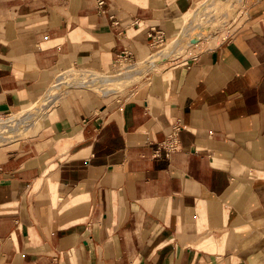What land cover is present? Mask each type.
<instances>
[{
	"label": "crops",
	"instance_id": "1",
	"mask_svg": "<svg viewBox=\"0 0 264 264\" xmlns=\"http://www.w3.org/2000/svg\"><path fill=\"white\" fill-rule=\"evenodd\" d=\"M199 1L0 0V114L145 60ZM177 120L181 150L156 155ZM0 167V264H264V0L125 94L70 88Z\"/></svg>",
	"mask_w": 264,
	"mask_h": 264
},
{
	"label": "bare ground",
	"instance_id": "2",
	"mask_svg": "<svg viewBox=\"0 0 264 264\" xmlns=\"http://www.w3.org/2000/svg\"><path fill=\"white\" fill-rule=\"evenodd\" d=\"M224 1L225 0H201L194 14H192L184 24L181 34L176 39L169 42L165 47L145 59L144 62L140 61V63L136 62L135 64L126 66L117 74H106L99 71H76L74 74L75 77H66L65 74L61 75L57 82L51 86L52 88L50 87V90L48 89L47 93L34 106H31L22 114L14 115L8 120L0 123V143L8 140L12 135L19 134L24 129L26 130L27 124L33 119L44 117L49 108L61 97V93L66 92L70 87L84 86L94 89L101 87L103 90L110 92L112 90H117V86L125 81L133 80L140 74L151 70L155 64L172 56L180 47H183L184 45H181L185 43L186 40L192 38V32L198 27V20L203 16L212 15L214 10L219 9V5Z\"/></svg>",
	"mask_w": 264,
	"mask_h": 264
},
{
	"label": "rangeland",
	"instance_id": "3",
	"mask_svg": "<svg viewBox=\"0 0 264 264\" xmlns=\"http://www.w3.org/2000/svg\"><path fill=\"white\" fill-rule=\"evenodd\" d=\"M242 1L243 0H225L223 3H221L219 5V9H215L212 15H208V16H203L200 18V20H198V27L195 28V30L192 32V38L188 39L185 41V43H183L176 52L173 53V55L170 57V59L168 60H164V61H160L159 63L155 64V66H153V68L151 70H148L142 74H140L137 78L133 79V80H129V81H125L124 83L120 84L121 88H117V90H112L110 92L103 90L101 87L94 89V88H89V87H84L86 89L91 90L92 92L98 93V94H125L127 92H129L130 90L134 89L135 87H137L139 84L144 83L146 81V79L155 71H159L161 68H163L166 64L176 60L180 55L183 54V52L186 50V48L189 46V44L191 42H194L196 40L199 39H212L220 30L224 29L227 26H230L231 23L234 21V18L236 17L237 13L241 10L242 8ZM200 2V1H199ZM192 14V10L189 12V14L187 15V17L185 16V23L188 21V19L190 18V15ZM215 17V18H213ZM203 20V21H202ZM200 22V23H199ZM173 41V40H172ZM169 42H171V40L167 41L166 43L162 46H157L154 48L153 50V54L157 51H159L160 49H162L163 47H165ZM150 57V56H149ZM148 57V58H149ZM147 59V58H146ZM141 61H145V60H141ZM136 62L140 63V60H136ZM130 64H126L123 63L122 65H118L115 66L112 70H106L102 73H106V74H117L119 73L121 70H123L124 67L129 66ZM81 72V71H85V72H94L95 70H81L80 68L77 67H73L70 68L68 70H65L64 72L61 73V75L65 74V76H71V77H75V72ZM96 72V71H95ZM147 73V74H145ZM98 74V73H97ZM60 75V76H61ZM59 76V77H60ZM58 77V79H59ZM57 79V80H58ZM138 79V80H136ZM57 80L51 85L53 86ZM136 80V81H135ZM135 81V82H134ZM50 86V87H51ZM49 87V88H50ZM73 87H77V86H73ZM70 87V88H73ZM115 87V86H113ZM48 88V89H49ZM52 88V87H51ZM69 88V89H70ZM68 89V90H69ZM50 90V89H49ZM67 90V91H68ZM100 90V91H99ZM48 91V90H47ZM47 93V92H46ZM45 93V94H46ZM65 92L61 93V96L64 94ZM44 94V95H45ZM43 95V96H44ZM42 96V97H43ZM41 97V98H42ZM40 98V99H41ZM40 99L38 101H40ZM37 101V102H38ZM36 102V103H37ZM57 102V101H56ZM35 103V104H36ZM35 104H33L32 106H34ZM28 109V108H27ZM27 109H24L22 112L19 113H15L12 114L10 117L14 116V115H18V114H22L24 111H26ZM48 113V112H47ZM46 113V114H47ZM46 116V115H45ZM44 116V117H45ZM44 117H40L39 119H33L31 122H29V124H27L26 130H22L21 133L19 134H14L11 136V138H9L8 140L0 143V145H4L6 143L12 142L14 140H19L21 138H24L26 136H28V134L35 132L41 123L42 118ZM9 119V118H8ZM7 119V120H8ZM6 121V120H5ZM35 121V122H34ZM4 122V121H3ZM24 132V133H23Z\"/></svg>",
	"mask_w": 264,
	"mask_h": 264
},
{
	"label": "built area",
	"instance_id": "4",
	"mask_svg": "<svg viewBox=\"0 0 264 264\" xmlns=\"http://www.w3.org/2000/svg\"><path fill=\"white\" fill-rule=\"evenodd\" d=\"M97 6L103 10V5L105 4V0H96ZM150 37L152 39V44L154 47L162 46L166 43V34L165 31L161 28L153 27L150 33ZM136 57L132 50L129 48H124L123 51L118 54L114 61V67L118 65L126 64H135ZM19 113V112H18ZM15 113H6L0 114V123L10 118V116ZM183 124L180 120L174 122L170 130L164 140L159 142L156 146L155 154L156 155H164L169 157L170 155L178 152L182 148L180 133L183 129ZM2 168L0 167V170Z\"/></svg>",
	"mask_w": 264,
	"mask_h": 264
}]
</instances>
